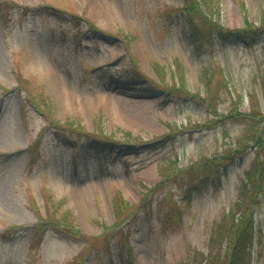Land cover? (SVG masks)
<instances>
[{"label":"rangeland","instance_id":"obj_1","mask_svg":"<svg viewBox=\"0 0 264 264\" xmlns=\"http://www.w3.org/2000/svg\"><path fill=\"white\" fill-rule=\"evenodd\" d=\"M243 5L264 27V0H222L221 23L241 28ZM181 6L0 0V264H182L206 252L214 221L258 157L253 142L243 159L233 153L264 120L224 116L255 102L264 117V36L196 52ZM204 67L225 85L216 111L199 99ZM221 154L234 157L227 175L191 199L182 182L160 184L164 166ZM117 192L134 207L122 223ZM46 195L81 236L51 220ZM255 241L253 264H264V207Z\"/></svg>","mask_w":264,"mask_h":264},{"label":"trees","instance_id":"obj_2","mask_svg":"<svg viewBox=\"0 0 264 264\" xmlns=\"http://www.w3.org/2000/svg\"><path fill=\"white\" fill-rule=\"evenodd\" d=\"M179 10L184 18L185 33L196 52L206 48H213L216 44L227 46L228 44L245 43L255 46L264 36V27H258L249 20V15L243 5V26L238 29L225 27L221 23L222 0H181ZM178 70L182 67L177 64ZM183 75V73H182ZM181 75V85L178 90H186L185 81ZM164 77V76H163ZM215 70L204 67L200 74L202 86L206 89L203 98H199L208 107L216 108L224 102L222 96L223 86L214 80ZM164 80V78H163ZM175 88V87H174ZM171 88H169L170 90ZM264 89V75H263ZM264 91V90H263ZM258 103H253L249 113L225 115L227 118H235L247 122L264 120ZM68 127V126H66ZM77 134H82L79 129H74ZM98 136V135H96ZM103 141V139H101ZM105 141V140H104ZM253 142L258 151V157L252 165L246 169L241 179L235 200L216 219L211 227L206 252L195 250L182 264H253L257 254L256 237V212L264 207V127H249L240 143H245L241 148L235 149L233 155L243 159L247 153V144ZM231 155H216L204 158L194 165L182 169L176 165L164 166L160 169L162 180L160 184L168 185L174 181L182 182L183 200L191 199L194 193L206 189L212 180H220L226 176L233 165L234 157ZM158 185L155 188H160ZM153 190L148 191L151 194ZM47 214L59 226L76 236L81 233L74 230V226L67 221V215H59L62 202L53 201L52 195L45 196ZM176 208L178 204L175 203ZM113 209L116 222L122 223L134 213V207L127 202L120 192L113 197ZM175 209V207L173 208Z\"/></svg>","mask_w":264,"mask_h":264}]
</instances>
